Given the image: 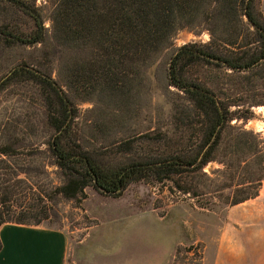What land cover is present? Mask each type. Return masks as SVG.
<instances>
[{
  "label": "trees",
  "instance_id": "1",
  "mask_svg": "<svg viewBox=\"0 0 264 264\" xmlns=\"http://www.w3.org/2000/svg\"><path fill=\"white\" fill-rule=\"evenodd\" d=\"M259 2L55 0L50 32L36 0H0V51L40 47V56L0 76V99L24 89L31 106L41 110L48 135L43 144L64 178L56 192L77 199L92 187L120 197L134 183L168 182L172 192L214 195L230 207L257 198L264 182L262 144L232 122L253 118L251 108L264 105ZM13 16L26 18L28 29L13 25ZM185 28L208 31L211 40L186 44L170 60L167 80L175 91L169 127L131 133L135 102L151 82L150 69ZM55 64L61 82L53 77ZM225 79L227 93L220 89ZM101 98L112 105L94 125L81 126L76 101ZM13 144L0 145L2 163L13 156ZM145 145L159 151L141 154ZM214 162L238 168L223 186L213 187L205 171ZM17 187L13 167L0 164V228L42 225L49 211L39 197L19 199ZM225 189L230 195L222 193Z\"/></svg>",
  "mask_w": 264,
  "mask_h": 264
},
{
  "label": "rangeland",
  "instance_id": "2",
  "mask_svg": "<svg viewBox=\"0 0 264 264\" xmlns=\"http://www.w3.org/2000/svg\"><path fill=\"white\" fill-rule=\"evenodd\" d=\"M36 1L51 32L55 0ZM259 9L264 15V0H260ZM12 20L13 25L23 29L29 27L26 18L13 16ZM210 40L211 35L203 29L185 28L176 33L172 45L160 54L150 69L151 82L137 97L134 111L138 116L133 119L131 133L168 124L174 100L171 92L175 91L167 80L170 60L178 48L189 43L206 44ZM38 48L0 51V76L12 66L40 56ZM53 77L61 82L56 64ZM221 85L220 89L229 92L227 79ZM25 94L29 92L18 89L10 97L0 99V145L12 142L17 145L13 156L4 158L5 163L0 160V164L13 167L18 180L17 193H21L19 199L27 196L28 201L34 202L30 198L39 197L37 202L49 211L50 218L41 227L61 231L67 236L69 248L65 264H166L174 249L173 243L177 252L169 264H207L214 256L215 240L226 219L264 217V195L245 205L230 207L214 195L192 198L172 192L168 182L134 183L120 197L106 196L92 187L77 199L63 197L56 192L64 183L62 172L43 144L48 139L42 126L43 114L31 106ZM262 94L264 96V90ZM110 103L107 98L94 102L76 101L81 126L94 125L101 110L112 105ZM251 111L253 118L235 119L232 124L239 130L253 133L264 152V105L253 107ZM158 151L152 145L140 149L141 154L147 155H156ZM233 161L232 165L236 166V160ZM248 161L251 164L253 159ZM236 170L237 167L228 170L217 162L205 169L213 180V187L229 182V172ZM222 193L228 196L230 190ZM181 243L184 245L180 246Z\"/></svg>",
  "mask_w": 264,
  "mask_h": 264
},
{
  "label": "crops",
  "instance_id": "3",
  "mask_svg": "<svg viewBox=\"0 0 264 264\" xmlns=\"http://www.w3.org/2000/svg\"><path fill=\"white\" fill-rule=\"evenodd\" d=\"M264 195V182L256 201ZM237 205V206H240ZM3 249L0 264H65L67 236L40 226L5 224L0 228ZM171 250L166 264L177 249ZM184 245L181 243L180 246ZM206 262V261H205ZM207 264H264V217H229L215 240L214 256Z\"/></svg>",
  "mask_w": 264,
  "mask_h": 264
}]
</instances>
